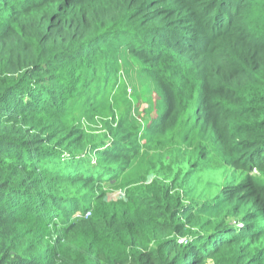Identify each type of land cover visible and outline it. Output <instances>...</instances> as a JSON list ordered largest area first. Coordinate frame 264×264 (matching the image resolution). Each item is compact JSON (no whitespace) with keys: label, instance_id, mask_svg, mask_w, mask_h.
<instances>
[{"label":"trees","instance_id":"obj_1","mask_svg":"<svg viewBox=\"0 0 264 264\" xmlns=\"http://www.w3.org/2000/svg\"><path fill=\"white\" fill-rule=\"evenodd\" d=\"M0 264H264V0H0Z\"/></svg>","mask_w":264,"mask_h":264},{"label":"rangeland","instance_id":"obj_2","mask_svg":"<svg viewBox=\"0 0 264 264\" xmlns=\"http://www.w3.org/2000/svg\"><path fill=\"white\" fill-rule=\"evenodd\" d=\"M257 3L261 8L262 2L259 1ZM255 16L259 17L258 14H255ZM121 57V77H119L122 78L124 85L122 87L125 88L121 99L124 101L125 107H131L135 127H138L140 137L143 138L144 134L148 133V125L160 118L163 111V102L157 98L153 78L141 70V68H144L143 64L129 53L123 52ZM82 123L93 134H100L93 131L100 132L102 129L107 128L105 119L99 116L96 120L84 118ZM148 149L152 156L158 154L157 146ZM92 159L95 160V156H92ZM136 168L137 166L132 173H134ZM151 180H153L152 176L147 179V182H145V178H142L138 181V184L146 185ZM124 190V188H117L116 186L107 187L104 192L105 199L107 201L121 200L124 198Z\"/></svg>","mask_w":264,"mask_h":264}]
</instances>
